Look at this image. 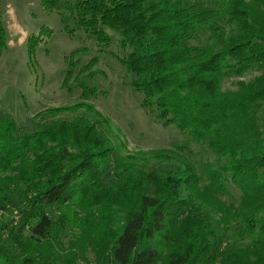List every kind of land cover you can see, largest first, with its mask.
Wrapping results in <instances>:
<instances>
[{
	"label": "trees",
	"instance_id": "1",
	"mask_svg": "<svg viewBox=\"0 0 264 264\" xmlns=\"http://www.w3.org/2000/svg\"><path fill=\"white\" fill-rule=\"evenodd\" d=\"M40 5L48 14L68 8L75 28L98 50L112 44L108 32L116 33L124 52L120 63L142 106L226 160L218 171L208 166L202 178L177 159H169L166 169L153 165L143 171L119 159L110 169L106 163L114 149L92 117L58 118L33 135H19L1 118L0 264H69L46 240L62 228H76L75 207L86 202L90 208L108 203V215L88 210L95 219L124 213L113 229L111 219L97 221L95 228L107 239L97 230L89 237L93 243L101 237L93 251L103 262L264 264V0H42ZM38 43L28 42L29 60ZM81 50L64 63L83 100L96 92L78 79L93 78L87 73L93 63L77 65ZM251 71L259 75L239 81L235 90L222 88L225 78ZM82 107L87 106L76 103L65 112ZM157 156L154 160L168 158ZM208 194L217 198L214 211L203 207ZM243 226L250 229L246 236L251 234L246 244L236 239ZM22 232L35 241L33 252L24 249ZM81 240L78 257L87 251ZM75 261L73 255L70 264Z\"/></svg>",
	"mask_w": 264,
	"mask_h": 264
},
{
	"label": "rangeland",
	"instance_id": "2",
	"mask_svg": "<svg viewBox=\"0 0 264 264\" xmlns=\"http://www.w3.org/2000/svg\"><path fill=\"white\" fill-rule=\"evenodd\" d=\"M41 1L0 0V31L2 28L5 31L4 33L2 29L3 35L0 37V119L12 122L19 135H33L43 125L58 118L72 119L82 114L92 117L93 121L99 124L101 134L114 149L110 161L106 163L110 169L115 168L117 163L114 162L119 159L131 160L139 171L153 165L159 169H166L172 165L169 159H177L183 165L191 167L194 172H198L201 176L199 178H202V174L206 176L208 166L218 171L225 165L226 159L215 155L208 145L198 143L173 124H163L156 118L154 111L142 106L141 95L129 85V73L120 63L124 52L118 47L116 33L108 32L113 38L112 44L98 50L94 40H90L82 30L75 28L73 15L68 8L63 7L65 3L61 5L59 11L48 14L41 7ZM29 41L39 42L34 58L30 60L26 49ZM78 49L82 50L76 56L77 65L81 67L93 63L87 71L93 78L78 79L83 80L96 92L83 100L78 85L68 75L69 69L64 63V60ZM257 75H259L257 71H251L241 78L229 76L222 82V88L235 90L239 81H249ZM76 103H84L87 107H82L81 112L66 114L65 110ZM88 109L98 112L97 117ZM58 110L64 112L55 113L58 116H54L53 112ZM261 110V117L264 118V105ZM157 155L168 158L154 160L157 159ZM217 173L221 174L220 171ZM235 189L234 186L229 187L231 194L238 197ZM224 197L222 201L225 203L227 200L230 204L229 197ZM204 203L203 207L212 211L216 210L215 205H218L217 198L209 194L205 197ZM94 205L95 203L92 209L99 208L100 212H106L108 215V203ZM75 208L79 216L76 228L70 227L72 230L69 227L62 228L55 237L49 236L46 241L52 245L56 244L57 248L54 250L66 254L69 264L73 255L76 256V261L72 264H112L108 259V263L103 262L99 253L93 251L94 243H98L101 237L103 240L106 238L101 228L98 226L95 228L97 221L108 218L105 214L104 216L97 214V219L91 217L92 214L88 211L91 208L87 202L78 203ZM52 212L53 226L55 225L56 230L58 228L56 209ZM123 215L124 213H119L114 214L112 218L108 216L112 229L118 225ZM99 223L102 226L104 222ZM90 229L91 232L88 233ZM242 229L244 235L238 232L236 239L238 243H249L251 234L246 236L245 233H249L250 229L245 226ZM95 230L98 232L96 235L99 234L101 237L93 243L89 237ZM230 234L235 236L234 230L230 231ZM20 235L24 249L33 252L32 246L35 241H31L30 235L25 232ZM80 239L87 243V251L78 257L82 252L81 247L77 248V241ZM60 241L64 242L58 245ZM42 250L44 251L43 246ZM32 255L36 256L34 253Z\"/></svg>",
	"mask_w": 264,
	"mask_h": 264
}]
</instances>
